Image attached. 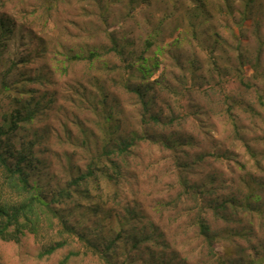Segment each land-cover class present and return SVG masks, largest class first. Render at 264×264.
<instances>
[{
	"label": "rangeland",
	"instance_id": "rangeland-1",
	"mask_svg": "<svg viewBox=\"0 0 264 264\" xmlns=\"http://www.w3.org/2000/svg\"><path fill=\"white\" fill-rule=\"evenodd\" d=\"M0 21L7 29L5 36L0 30V116L20 99L34 97L40 106L29 134L39 141L36 180L51 183V193L102 153L108 114L128 133L143 134L149 114L121 85L128 72L133 85L151 88L150 111L162 118L127 163L115 159L118 181L97 172L96 182L59 206L66 223L109 261L79 237L62 235L56 219L37 236L0 240V264H60L77 252L67 264H217L196 238L195 194L228 199L238 190L245 195L254 179L264 183V0H0ZM114 38L144 55L150 69L132 71L113 53L93 63L66 61L95 48L103 53ZM155 139H171L176 148ZM103 166L113 175L111 163ZM205 217L215 229L212 211ZM241 219L239 225L249 217ZM63 239L65 247L40 256ZM226 244H216L219 253Z\"/></svg>",
	"mask_w": 264,
	"mask_h": 264
},
{
	"label": "trees",
	"instance_id": "trees-1",
	"mask_svg": "<svg viewBox=\"0 0 264 264\" xmlns=\"http://www.w3.org/2000/svg\"><path fill=\"white\" fill-rule=\"evenodd\" d=\"M5 26V23L0 21L1 36L7 34ZM130 46L131 44L128 42L125 43L114 38L111 40L110 46L104 47L105 51L103 53L95 48L85 54H72L67 57L66 61L76 63L85 60L93 63L100 60L102 56L113 53L128 64V68L132 71L145 74L150 69L147 65L148 59L144 55L136 57L135 54L131 53L132 51H129ZM142 60L145 62L139 64L138 62ZM20 62L26 61L22 60ZM20 62L14 61L12 66H18ZM127 76L126 79L122 78L121 85L126 92L135 94L137 98L140 97L139 102L149 114L148 117L147 114H144L142 118L140 130L143 134H140L137 130L128 133L122 129V123L116 118L114 119L113 114H108L106 122L109 127L104 128L103 131L102 153L90 155L86 170L73 177L66 186L57 188L52 193L50 192V189H52L51 183L45 184L44 180H36L40 176V160L36 151L39 141L34 137V132L30 134L29 132L42 111L39 105H34V97H30L28 100L20 99L18 101L20 105L16 109H13L11 113H4L0 116L1 241L20 242L26 233L37 236L44 225L52 229L57 219L61 225L62 235L68 234L79 237V240L85 243L86 250L95 251L92 248L90 239L78 234L75 228L66 223L60 213L59 206L66 203L67 200L73 199L74 193L81 185L85 186L93 181L96 182L97 172H102V176L107 180L118 181L121 178V166L115 159L121 158L123 163H127L131 150L135 149L141 142L149 141V138H151V135L147 133L150 128H159V125L162 124V118L158 114L151 113L149 101L146 100L151 88L149 86L145 88L140 87L141 85L135 86L130 81L133 76L129 72ZM26 80L37 82L38 79L29 78ZM3 83L5 90H8L9 87L5 81ZM100 102L102 106H105L106 99L102 98ZM158 142L166 149L171 148L169 146L176 148V146L169 144V142H172L171 139L154 140V143ZM104 162L111 163L113 175L103 169ZM190 186L188 183L182 186L186 195L192 194L188 191L191 188ZM247 188L248 191L245 195L241 193L242 190H238V195H232L228 199H203L204 194L209 193L207 190L205 193L195 194V201L199 207V211L195 215L196 238L203 243V250L207 253L206 256L217 264H264V238L257 237L255 234L256 232L264 235V183L254 179L252 183L248 184ZM207 209L213 213L215 229L211 227L205 217ZM241 216H248L249 219L246 223L239 225L244 222ZM255 227H259L260 230L255 231ZM154 237V241H157L155 233L152 232L149 238L153 239ZM239 240L249 242L251 244L250 248L242 246L241 243H238ZM217 241L229 244H226L222 254L216 249ZM67 244L68 241L63 239L56 244L49 245L40 256L51 255ZM94 253L109 261L106 251L101 252L96 249ZM78 254V252L70 253L60 264H67L73 255Z\"/></svg>",
	"mask_w": 264,
	"mask_h": 264
}]
</instances>
